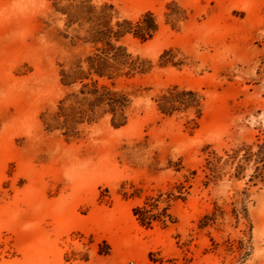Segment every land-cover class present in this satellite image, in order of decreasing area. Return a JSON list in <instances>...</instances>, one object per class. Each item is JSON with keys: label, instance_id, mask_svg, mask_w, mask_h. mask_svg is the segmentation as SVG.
I'll use <instances>...</instances> for the list:
<instances>
[{"label": "rangeland", "instance_id": "374dc122", "mask_svg": "<svg viewBox=\"0 0 264 264\" xmlns=\"http://www.w3.org/2000/svg\"><path fill=\"white\" fill-rule=\"evenodd\" d=\"M0 264H264V0H0Z\"/></svg>", "mask_w": 264, "mask_h": 264}, {"label": "trees", "instance_id": "16d2710c", "mask_svg": "<svg viewBox=\"0 0 264 264\" xmlns=\"http://www.w3.org/2000/svg\"><path fill=\"white\" fill-rule=\"evenodd\" d=\"M119 26L121 24H118ZM137 28L134 32L137 36L140 35L141 38L145 39L146 34H149L150 29L154 28V26H148V24H141L138 22L136 24ZM127 30L125 28H119L114 32V35L116 37H119L121 34L125 33ZM105 38L110 37V34H106ZM100 38V40H102ZM105 43L107 44V47H103L102 51L104 52L103 55L96 54L95 56L89 58V68L95 72L99 76L108 75L110 76V73L112 71V68H116L114 65L117 63L118 65H124L128 64L131 69L135 66L136 61H128V57L126 54L121 52V47L115 48L108 39L105 40ZM110 60H114L110 61ZM92 93L98 94L95 99L99 101L100 103H106L111 107V110L114 113V116L117 113V110H121L126 105V98L120 94H117L116 92H110L109 90H101L98 91L97 88H95Z\"/></svg>", "mask_w": 264, "mask_h": 264}]
</instances>
